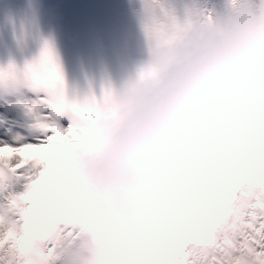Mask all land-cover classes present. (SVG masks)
I'll use <instances>...</instances> for the list:
<instances>
[{"label":"clouds","instance_id":"9594fccd","mask_svg":"<svg viewBox=\"0 0 264 264\" xmlns=\"http://www.w3.org/2000/svg\"><path fill=\"white\" fill-rule=\"evenodd\" d=\"M205 7L96 96L80 136L35 153L49 165L25 210L29 246L78 234L76 264H188L264 198V0ZM229 168L254 174L229 188Z\"/></svg>","mask_w":264,"mask_h":264},{"label":"snow or ice","instance_id":"6c2138e0","mask_svg":"<svg viewBox=\"0 0 264 264\" xmlns=\"http://www.w3.org/2000/svg\"><path fill=\"white\" fill-rule=\"evenodd\" d=\"M196 3L197 0H143L141 20L148 47L169 25H178L181 14L190 12V4ZM95 98L96 95L69 96L47 40L38 58L24 68L14 62L0 67V99H6L22 113V119L0 114V264H55L60 257L76 252L78 234L70 235L61 250L27 243V202L49 160L40 154L22 153L24 149L61 147L65 141L80 136L84 130L78 121L88 114ZM187 255L188 264H264V198L257 196L239 225L223 231L211 254L193 248Z\"/></svg>","mask_w":264,"mask_h":264},{"label":"bare ground","instance_id":"6f19581e","mask_svg":"<svg viewBox=\"0 0 264 264\" xmlns=\"http://www.w3.org/2000/svg\"><path fill=\"white\" fill-rule=\"evenodd\" d=\"M29 152H35V149H24L23 153L26 156L32 155L34 156L35 153H29ZM253 170L252 169H248L246 172H240L239 173V178L238 180L235 182V184L233 185V188H236L238 185H242L247 183V181H249L252 176H253ZM55 264H57V261L55 262Z\"/></svg>","mask_w":264,"mask_h":264}]
</instances>
